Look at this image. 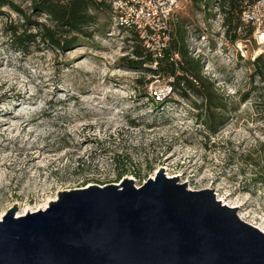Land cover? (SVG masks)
Masks as SVG:
<instances>
[{
    "label": "rangeland",
    "instance_id": "1",
    "mask_svg": "<svg viewBox=\"0 0 264 264\" xmlns=\"http://www.w3.org/2000/svg\"><path fill=\"white\" fill-rule=\"evenodd\" d=\"M9 1L36 22L32 34L48 25L44 14L31 16V0ZM202 8L182 5L171 32L183 31L224 105L215 110L212 134L196 99L151 75L155 64L130 63L138 59L128 34L114 27L109 11L93 12L86 43L58 51L37 37L22 52L7 28L27 21L0 8V219L15 204V218L37 212L58 192L123 179L139 188L163 169L188 190L213 188L217 201L225 196L237 216L264 229V83L250 66L262 52L251 38L231 45L219 10L208 21Z\"/></svg>",
    "mask_w": 264,
    "mask_h": 264
},
{
    "label": "water",
    "instance_id": "2",
    "mask_svg": "<svg viewBox=\"0 0 264 264\" xmlns=\"http://www.w3.org/2000/svg\"><path fill=\"white\" fill-rule=\"evenodd\" d=\"M160 169L139 188L58 192L44 210L0 220V264H264V232L210 190Z\"/></svg>",
    "mask_w": 264,
    "mask_h": 264
},
{
    "label": "trees",
    "instance_id": "3",
    "mask_svg": "<svg viewBox=\"0 0 264 264\" xmlns=\"http://www.w3.org/2000/svg\"><path fill=\"white\" fill-rule=\"evenodd\" d=\"M190 2L196 5L198 10H201L202 5L203 11L209 13L208 21L213 19L215 13L213 10H219L222 15L221 27L231 45H234L238 40L245 42L251 38L252 29L250 26L244 25L240 18L243 11L242 0H190ZM31 6L35 12L31 16L39 17L44 14L48 22V25L45 23L37 25L39 33L36 35L29 32L30 26L36 24L34 20L31 21L11 1L0 0V8H12L27 21V24L11 25L7 28L12 46L22 52H25L29 44L34 42L37 37L48 48L58 51H63L78 43H86L93 37L92 31H89L88 28L96 25V17L93 12L106 13L109 11L112 17L111 7L107 0H31ZM2 14L0 12V15ZM172 23L173 20L170 22L171 27H173ZM118 30L128 34L126 38L131 44V53L138 59L136 62L131 60L130 63L135 65L155 64V69L150 71L151 75L164 77L172 92L183 99L190 100L189 96L196 99L200 103L196 107L202 111L199 115L202 125L209 133H214L216 121L220 119V114H216L215 110H225V108L214 92L213 83L207 81L202 75L200 60L190 56L183 31L174 26L168 48L161 49L159 54H155L142 45L134 32H127L122 28ZM242 32L243 34H241ZM250 66L252 67L251 76L258 77L264 83V53L257 56ZM149 83L147 81L146 85ZM262 97H264V93H262ZM154 104L156 105L158 102H154Z\"/></svg>",
    "mask_w": 264,
    "mask_h": 264
},
{
    "label": "built area",
    "instance_id": "4",
    "mask_svg": "<svg viewBox=\"0 0 264 264\" xmlns=\"http://www.w3.org/2000/svg\"><path fill=\"white\" fill-rule=\"evenodd\" d=\"M109 2L114 27L134 32L148 51L159 54L161 49H167L169 46L171 20L181 6L190 0H110ZM242 4L241 21L244 25L250 26L252 42L264 53V0H242Z\"/></svg>",
    "mask_w": 264,
    "mask_h": 264
},
{
    "label": "bare ground",
    "instance_id": "5",
    "mask_svg": "<svg viewBox=\"0 0 264 264\" xmlns=\"http://www.w3.org/2000/svg\"><path fill=\"white\" fill-rule=\"evenodd\" d=\"M220 197H221V196H220ZM224 197H225V196H224ZM224 197L219 198V201H220L222 204H224L225 206H228V207H230V208H236V206L229 205V204L225 201V198H224ZM48 202H50V201H48ZM48 202H47L43 207H41L40 210H44V209H46L47 206H48ZM236 209H237V208H236ZM238 216H239L240 220H242L243 222H245V223H247V224H249V225L255 227L256 229H258V230L261 231V232H264V229L260 228L259 226H255V225H253V224L247 222V221L245 220V218L242 216V214L239 213ZM0 220H1V219H0Z\"/></svg>",
    "mask_w": 264,
    "mask_h": 264
}]
</instances>
